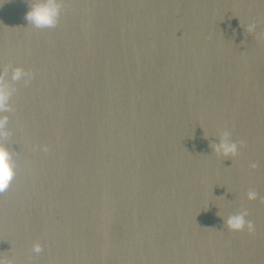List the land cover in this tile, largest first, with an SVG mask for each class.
Returning <instances> with one entry per match:
<instances>
[{
	"label": "water",
	"instance_id": "1",
	"mask_svg": "<svg viewBox=\"0 0 264 264\" xmlns=\"http://www.w3.org/2000/svg\"><path fill=\"white\" fill-rule=\"evenodd\" d=\"M0 264H264V0H0Z\"/></svg>",
	"mask_w": 264,
	"mask_h": 264
}]
</instances>
